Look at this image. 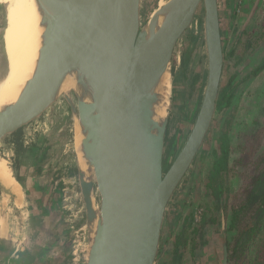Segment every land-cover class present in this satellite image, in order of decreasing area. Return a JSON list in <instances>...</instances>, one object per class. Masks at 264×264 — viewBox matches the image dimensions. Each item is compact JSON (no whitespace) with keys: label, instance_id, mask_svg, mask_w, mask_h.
Listing matches in <instances>:
<instances>
[{"label":"water","instance_id":"obj_1","mask_svg":"<svg viewBox=\"0 0 264 264\" xmlns=\"http://www.w3.org/2000/svg\"><path fill=\"white\" fill-rule=\"evenodd\" d=\"M141 22V0H36L44 28L32 79L0 112V144L50 108L72 77L84 170L78 168L83 264H154L167 206L210 130L224 68L218 0H165ZM203 10L207 77L192 128L164 167L168 117L158 88ZM227 264V256L220 262Z\"/></svg>","mask_w":264,"mask_h":264},{"label":"rangeland","instance_id":"obj_2","mask_svg":"<svg viewBox=\"0 0 264 264\" xmlns=\"http://www.w3.org/2000/svg\"><path fill=\"white\" fill-rule=\"evenodd\" d=\"M160 2L141 0L142 23ZM218 5L224 46L220 90L230 84L227 94L233 96L229 108L216 110L202 147L167 206L154 264H209L206 256L203 259L198 236L195 244L179 248V259L173 257V249L182 224L193 218L194 226L199 225L203 214L207 220L204 229L214 240L218 238L219 215L213 209L214 202L208 195L206 183L214 161L213 152L219 151V137L223 132L226 131L230 138V170L222 175L223 185L231 190L223 197L227 212L238 203L254 176L264 170V69L253 74L264 63V0H218ZM4 16L0 0V27ZM206 77L203 10H200L179 40L170 66L164 167L178 153L192 128ZM70 98L75 102L73 93ZM227 119L229 125L225 123ZM76 126L65 94H62L38 119L0 144L6 148L3 153L13 158L11 163L15 159L14 165L28 164L43 186L58 191L55 195L60 198L62 223L67 230L65 243L70 249L68 264H71L73 251L77 252L75 255L80 252L85 255L86 248V234L82 230L85 219L81 216L78 198V161L81 160L74 141ZM1 161L6 160L1 158ZM212 218L216 219L214 223L210 221ZM223 225L228 227V220ZM226 235L229 238L230 233ZM204 250L211 254L216 248L212 242L211 249L206 246ZM82 262L83 258L79 264Z\"/></svg>","mask_w":264,"mask_h":264},{"label":"crops","instance_id":"obj_3","mask_svg":"<svg viewBox=\"0 0 264 264\" xmlns=\"http://www.w3.org/2000/svg\"><path fill=\"white\" fill-rule=\"evenodd\" d=\"M5 149L0 145V264H68L58 191L28 164L11 163Z\"/></svg>","mask_w":264,"mask_h":264},{"label":"trees","instance_id":"obj_4","mask_svg":"<svg viewBox=\"0 0 264 264\" xmlns=\"http://www.w3.org/2000/svg\"><path fill=\"white\" fill-rule=\"evenodd\" d=\"M263 69L264 63L253 74L256 75ZM229 86L231 85L229 84L219 91L216 110L229 108L233 96V94H227L231 88ZM225 123L229 125L230 120H225ZM228 136L225 131L219 137V151L213 152L214 161L206 183V188L210 191L208 195L214 202L213 209L219 215L218 238L214 240L209 232L204 229L207 221L205 214H203L200 224L196 226L193 224V218H190L182 224L175 238L173 249L175 259L181 257L178 253L179 248L185 247L188 243L195 244V237L198 236L200 239L198 246L205 255L201 254L203 259L206 256L209 264L220 262L219 260L224 254L227 256V264H264V170L259 175L254 176L251 184L242 192V197L238 203L227 212L223 197L225 193H229L231 190L223 185L222 175L230 170L228 166L230 138ZM227 220L228 227H224L223 222ZM210 221L214 223L216 219L212 218ZM227 232L230 233L229 238L226 235ZM212 242L216 251L207 254L210 251L204 250V248L208 246L211 249Z\"/></svg>","mask_w":264,"mask_h":264},{"label":"bare ground","instance_id":"obj_5","mask_svg":"<svg viewBox=\"0 0 264 264\" xmlns=\"http://www.w3.org/2000/svg\"><path fill=\"white\" fill-rule=\"evenodd\" d=\"M161 0L158 7L165 4ZM5 11L3 26L0 27V112L18 103L28 82L34 75L38 52L41 47L44 28L36 0H1ZM169 73H166L158 88L159 100L155 107L156 119L167 116ZM75 87L72 77H67L62 92L69 96ZM74 136L79 169L84 170L85 162L81 152L79 126ZM84 162V164H82Z\"/></svg>","mask_w":264,"mask_h":264},{"label":"built area","instance_id":"obj_6","mask_svg":"<svg viewBox=\"0 0 264 264\" xmlns=\"http://www.w3.org/2000/svg\"><path fill=\"white\" fill-rule=\"evenodd\" d=\"M78 198H79V202L81 203L80 194H78ZM80 211H81V216L84 217L82 204H81V207H80ZM82 230H84V233L86 234L85 227H83ZM84 239L86 240V237ZM75 253H77V252L73 251L72 254H71V264H79V260L82 259V258L84 259V255H82L81 252H80V255H75ZM81 255H82V258H81ZM72 256H73V258H72ZM82 264H83V262H82Z\"/></svg>","mask_w":264,"mask_h":264},{"label":"flooded vegetation","instance_id":"obj_7","mask_svg":"<svg viewBox=\"0 0 264 264\" xmlns=\"http://www.w3.org/2000/svg\"><path fill=\"white\" fill-rule=\"evenodd\" d=\"M219 91H220V89H219ZM219 94V93H218Z\"/></svg>","mask_w":264,"mask_h":264}]
</instances>
